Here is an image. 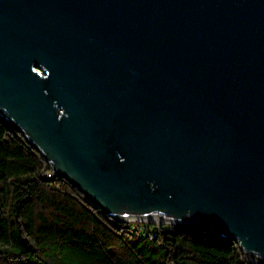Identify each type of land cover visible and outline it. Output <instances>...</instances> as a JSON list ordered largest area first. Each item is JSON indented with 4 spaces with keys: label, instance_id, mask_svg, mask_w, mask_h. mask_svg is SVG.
I'll return each instance as SVG.
<instances>
[{
    "label": "water",
    "instance_id": "1",
    "mask_svg": "<svg viewBox=\"0 0 264 264\" xmlns=\"http://www.w3.org/2000/svg\"><path fill=\"white\" fill-rule=\"evenodd\" d=\"M0 115L109 216L264 264V0H0Z\"/></svg>",
    "mask_w": 264,
    "mask_h": 264
},
{
    "label": "trees",
    "instance_id": "2",
    "mask_svg": "<svg viewBox=\"0 0 264 264\" xmlns=\"http://www.w3.org/2000/svg\"><path fill=\"white\" fill-rule=\"evenodd\" d=\"M0 115V264H254L203 225H164L155 237L93 205Z\"/></svg>",
    "mask_w": 264,
    "mask_h": 264
},
{
    "label": "built area",
    "instance_id": "3",
    "mask_svg": "<svg viewBox=\"0 0 264 264\" xmlns=\"http://www.w3.org/2000/svg\"><path fill=\"white\" fill-rule=\"evenodd\" d=\"M46 176L47 177H53L55 175L49 169V171L46 173ZM122 220L129 221V222H138V223H141V224H144V223H147V224L153 223L154 224V227L153 228H150V229H147L144 225H141L139 227L140 235L141 236L148 235L150 238L155 237L156 230H158L160 227H162V226H164L166 224L173 225V226L184 225V224H178L176 222H169V221H157V220L147 221L148 219H145V218H127V219H122Z\"/></svg>",
    "mask_w": 264,
    "mask_h": 264
},
{
    "label": "bare ground",
    "instance_id": "4",
    "mask_svg": "<svg viewBox=\"0 0 264 264\" xmlns=\"http://www.w3.org/2000/svg\"><path fill=\"white\" fill-rule=\"evenodd\" d=\"M151 219H152V220L160 221L159 219H157V218H155V217H152Z\"/></svg>",
    "mask_w": 264,
    "mask_h": 264
},
{
    "label": "rangeland",
    "instance_id": "5",
    "mask_svg": "<svg viewBox=\"0 0 264 264\" xmlns=\"http://www.w3.org/2000/svg\"><path fill=\"white\" fill-rule=\"evenodd\" d=\"M145 219H147V218H145ZM152 219H148L147 221H151Z\"/></svg>",
    "mask_w": 264,
    "mask_h": 264
}]
</instances>
